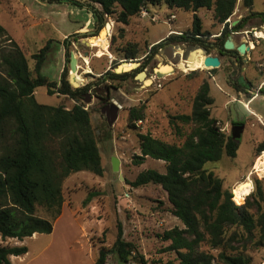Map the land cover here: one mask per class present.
<instances>
[{"label":"rangeland","instance_id":"1","mask_svg":"<svg viewBox=\"0 0 264 264\" xmlns=\"http://www.w3.org/2000/svg\"><path fill=\"white\" fill-rule=\"evenodd\" d=\"M74 2L80 5L76 6ZM144 10L146 14L142 12L131 18L128 25H123L117 23L115 17L96 19L95 13L100 12L101 7L89 0H62L54 4L43 0H0V24L7 28L11 38H15L13 40L22 45L32 69L35 67L33 55L54 40L42 73L51 81L60 83L61 74L67 69L69 81L74 79L79 87L90 84L91 90L97 92L98 95L92 96L85 106L91 112L104 168L102 176L81 171L65 180L64 210L54 223L52 235L43 234L23 241L3 240L0 236L1 246L28 247V253L17 258L23 260H14V264H94L100 248L113 246L120 224L124 239L132 242L138 252V258L128 264H167L174 261L175 254L158 253L165 244L157 235L175 227L183 228L182 222L170 212L166 193L157 185L132 188L129 182L146 169L166 172L164 161L150 157L141 165L134 163L135 157L141 154L138 135L151 134L169 143L183 142L184 138L177 136L171 125L170 117L191 113L193 100L205 81L210 84V94L214 98L212 117L218 120L221 131L231 135L232 127L238 122L245 128L236 158L224 156L220 161L206 163L204 168L224 180V190L231 191L234 200H237L234 189L240 183L245 189L242 200L252 186L254 190L246 199L256 195L257 181L261 182L264 192V175L254 171L257 160L264 154L262 151L258 155L256 150L264 141V39L257 40L254 36L256 32L264 33L260 18L250 19L247 25L251 22L252 28L243 29L248 31L243 36L252 41L255 48L248 53L249 57H237V54L219 52L217 44L223 25L213 19L211 10L201 8L193 12L166 6H148ZM252 10L264 12V0H255ZM194 14L202 20L205 42L170 41L171 34L190 32ZM248 14L242 0H239L230 18V27ZM108 22L113 24L108 35L109 52L99 57V47L93 42L100 37L99 31ZM93 35L98 37L90 40V48L82 43V49L74 47L77 41ZM234 39L239 45L241 39L235 36ZM4 40L1 45L8 46L9 42ZM157 44L160 45L155 46ZM128 45H134L141 66L125 77H114L109 74L115 73L117 68H112L113 60L121 62ZM197 46L204 47L208 54L218 55L222 60L221 67L203 68L180 61L177 64L179 53L188 55ZM73 51L79 53L76 72L71 70L70 64ZM86 52L89 56H85ZM160 64L173 65L175 71L150 85L136 80V75L142 71L147 72L148 78L152 77ZM124 65L129 66L130 63ZM255 93L261 97L250 101ZM35 97L41 104L63 105L67 109L76 103L66 96L49 95L46 87L37 88ZM140 106H145V118L138 122L136 128L129 127L130 109ZM187 129L184 127V131ZM115 157L120 165L118 172L113 170ZM90 193L94 196L89 197ZM37 214L51 218L42 207H38ZM45 243L51 245L45 248ZM244 253L250 258V264H264V247L249 248ZM107 264L119 262L111 254ZM213 264L222 263L214 261Z\"/></svg>","mask_w":264,"mask_h":264},{"label":"trees","instance_id":"2","mask_svg":"<svg viewBox=\"0 0 264 264\" xmlns=\"http://www.w3.org/2000/svg\"><path fill=\"white\" fill-rule=\"evenodd\" d=\"M43 1L49 4L62 2ZM89 2L101 7V11L95 13L96 19L115 17V21L123 25H128L131 18L144 12L148 6L193 12L201 8L211 10L213 19L223 25L217 44L220 53L238 55L236 51H226L224 45L228 36L243 30L250 19L260 18L264 25V12L252 10L255 0H242L249 14L232 27L228 20L234 15L239 0ZM74 5L80 4L74 2ZM205 35L201 18L194 14L190 32L171 34L169 40L205 42ZM3 39L9 42L8 46L1 45ZM53 41L50 40L33 55L35 67L32 69L23 48L0 24V236L3 240L23 241L36 233L51 234L63 211L65 180L81 171L98 176L104 173L91 112L85 106L92 96L98 94L91 90L90 84L74 88L67 69L63 70L60 83L51 81L42 73ZM138 58L134 45H128L121 59ZM119 63L113 60L112 68ZM109 74L114 77L129 75L128 72ZM39 87H46L49 95L66 96L76 103L71 109L63 105L41 104L35 97ZM210 92V84L205 81L193 100L191 113L170 117L171 125L177 136L184 138L183 142L169 143L151 134L138 135L141 154L135 157L134 163L141 165L150 157L164 161L166 172L146 169L129 185L132 188L149 184L160 186L167 195L170 212L183 224V228L175 227L157 235L165 244L158 253L176 255V259L167 264H213L214 261L250 264L251 260L244 251L264 247V192L261 182H256V195L246 199L254 190L252 186L244 200V197L237 196L234 200L231 191L224 190V180L204 168L206 163L220 161L224 156L236 158L240 147V142L224 134L218 120L212 117L214 98ZM145 116V106L130 109L129 127L136 128ZM236 125L244 124L238 122ZM184 127L188 129L184 131ZM256 150L258 155L264 151V141ZM93 196L89 194V197ZM38 207L45 209L51 218L39 216ZM27 253V246L0 245V264H13L12 256ZM111 254L119 264H128L138 258L135 245L124 239L121 224L113 246L100 248L94 264H107ZM141 260L144 261L143 258Z\"/></svg>","mask_w":264,"mask_h":264},{"label":"water","instance_id":"3","mask_svg":"<svg viewBox=\"0 0 264 264\" xmlns=\"http://www.w3.org/2000/svg\"><path fill=\"white\" fill-rule=\"evenodd\" d=\"M236 24L237 23H235L234 25H236ZM112 27H113L112 22H108V23L105 24V27L103 29H106L107 32L110 33L112 31ZM103 29H101L99 31L98 35L102 32ZM243 34H245V33H243ZM98 35H93V36H91L89 38H85L81 42L80 41H77L75 43L74 47L76 49H80V48L82 49V46L81 45L84 44L85 46H87L88 48H90L91 47L90 40L92 38L98 37ZM235 35H237V34L236 33H232V35H230L228 37V39L226 40L225 45H224L225 50L226 51H237L240 56L247 57L248 56V53L252 51V48L249 47L250 44L248 42V39L245 38V40L243 41V43H241L240 45H237V43H236V41L234 39V36ZM197 47H200V46H197ZM200 48L202 49V51L204 52V55H205V62L204 63H205V66L206 67H211L212 69H218V68L221 67L222 60L220 59V57L218 55L208 54L207 50L204 47H200ZM78 54H79L78 52L77 53H75L74 51L71 52V61H70V64H71V70L73 72H76L77 71ZM183 55H185V54H183ZM85 56H89V53L86 52L85 53ZM181 58H183V59L185 58L184 60H191V57H189V56H183ZM179 61H180V57H177V62H178L177 64H179ZM130 62L135 63L137 66L135 68H132L129 71H122V72H119L118 71L119 68H120V66L122 64H128ZM139 66H141V63H140L139 60H122L121 61V64H119L117 66V68L115 69V73L121 74V73L131 72V71H134ZM160 66H161V64L158 66V68L156 69V71H160L161 70L160 69ZM146 77H147V72L146 71H142V72H140V73H138L136 75V80L139 81V82L140 81H144V79ZM70 82H71V84H72V86L74 88H78L79 87L78 86V83L76 81H74V79H72ZM244 128H245L244 125H236V126H233L232 127V133H231L232 138L240 142V139L242 137ZM112 164H113V170L115 172H118L120 170V165H119V161H118V159L116 157L113 159Z\"/></svg>","mask_w":264,"mask_h":264},{"label":"bare ground","instance_id":"4","mask_svg":"<svg viewBox=\"0 0 264 264\" xmlns=\"http://www.w3.org/2000/svg\"><path fill=\"white\" fill-rule=\"evenodd\" d=\"M102 32H101L102 35L100 34L101 38L99 37L97 40H95L93 42L94 46L99 47V50L97 52V56H99V57H103L109 52L108 51V48H109L108 35L110 33H108L106 29L104 31H102ZM256 35L259 36L260 38H264V33L263 32H256ZM249 47L254 49L255 48L254 43H251V45ZM195 48L197 50L196 49H191L188 55L187 54L183 55V54L179 53L178 57H180V62L187 63V64H190V65H200L203 68H209V67L205 66V63H204L205 62V56L203 55L204 52L202 51V49L200 47H195ZM183 56H189V57H191V60H186V61L183 60V59L181 60V57H183ZM136 66L137 65L135 63H132V62H130L129 66H125L124 64H122L118 71L122 72V71H124L126 69L131 70L132 68H135ZM160 69L161 70L160 71H156L155 74L152 77H150V78L146 77L144 79V81H140V82L145 83L146 85H150L154 81H156L158 79H163L162 77H164V76H166V75H168V74H170V73L175 71V67L173 65H165V64H163L162 66H160ZM89 70H91V69H89ZM78 79L80 80L79 77H78ZM245 107H247V105H245ZM254 170H256L257 173H260L261 175L262 174L264 175V154H263V156L259 157V159L257 160ZM234 194L237 197H244L245 196V189H244L243 183H240L238 186L235 187Z\"/></svg>","mask_w":264,"mask_h":264},{"label":"crops","instance_id":"5","mask_svg":"<svg viewBox=\"0 0 264 264\" xmlns=\"http://www.w3.org/2000/svg\"><path fill=\"white\" fill-rule=\"evenodd\" d=\"M245 12H247V11H245ZM241 16H242V15H241ZM242 17H243V16H242ZM89 23H90V20H89ZM234 23H235V22H234ZM252 25H253V24L250 22L248 25H246L245 29H246V28H252ZM5 28H6V27H5ZM6 30H7V28H6ZM79 30H80V27L76 30V32L79 31ZM246 30H247V29H246ZM243 33H246V31H245V30L238 31V32L236 33L237 35H235L236 38H241V37H242V38H241V42H240V44L243 43L242 41H244L245 38H246L245 35L243 36ZM12 37H13V36H12ZM65 37H66V36H65ZM65 37H64V38H65ZM13 38H14V37H13ZM14 39H15V38H14ZM16 41H17V40H16ZM17 43L22 47V45H21L18 41H17ZM240 44H239V45H240ZM262 84H263V83H262ZM262 84H261V86H262ZM260 88H261V87H260ZM259 91H260V89H259ZM35 93H36V92H35ZM259 97H261V96L258 95V93H257V94L255 93V97H253L250 101H252V100H256V99H258ZM245 105H247V104H245ZM252 112L255 113V115L261 116L260 113L254 112L253 110H252ZM63 210H64V207H63ZM60 217H61V216H60ZM60 217H59V218H60ZM59 218H58V219H59ZM58 219H57V220H58ZM56 222H57V221H56ZM52 234H53V232H52L50 235H52ZM39 235H43V234H37V233H36V234H34L32 237H29V238L35 239V238L39 237ZM49 241H51V240H49ZM46 242H47V241H46ZM50 245H51L50 243H45V244H44V247H45V248H48ZM18 257H20V256H12V257H11V261H12L13 264H14V260H18V261H21V259L23 260V258L17 259Z\"/></svg>","mask_w":264,"mask_h":264},{"label":"built area","instance_id":"6","mask_svg":"<svg viewBox=\"0 0 264 264\" xmlns=\"http://www.w3.org/2000/svg\"><path fill=\"white\" fill-rule=\"evenodd\" d=\"M144 13V12H143ZM144 14H146V13H144ZM230 20H228V22H229ZM234 33H237V32H234ZM247 34H248V31L246 32ZM178 34H182V33H178ZM219 35H217L216 37H218ZM254 36L256 37V39L257 40H261V39H264V38H260L259 36H257L256 35V33H254ZM248 42H249V44L251 45V43H253L252 41L250 42L249 40H248ZM142 121H140V123H141ZM254 171H256V170H254ZM257 173V172H256Z\"/></svg>","mask_w":264,"mask_h":264},{"label":"flooded vegetation","instance_id":"7","mask_svg":"<svg viewBox=\"0 0 264 264\" xmlns=\"http://www.w3.org/2000/svg\"><path fill=\"white\" fill-rule=\"evenodd\" d=\"M206 48H208L207 46H206ZM209 49V48H208ZM237 52V51H236ZM237 57H240V55L238 54V56Z\"/></svg>","mask_w":264,"mask_h":264}]
</instances>
